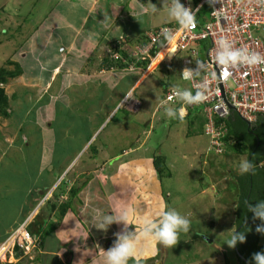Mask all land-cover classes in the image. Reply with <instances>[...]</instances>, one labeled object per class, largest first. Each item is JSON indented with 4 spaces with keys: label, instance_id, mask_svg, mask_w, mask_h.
Returning <instances> with one entry per match:
<instances>
[{
    "label": "rangeland",
    "instance_id": "374dc122",
    "mask_svg": "<svg viewBox=\"0 0 264 264\" xmlns=\"http://www.w3.org/2000/svg\"><path fill=\"white\" fill-rule=\"evenodd\" d=\"M11 1L0 0V68L13 70L15 63L22 74L4 86L9 117L0 118V232L3 231L0 244L3 236L5 239L15 229L12 222L27 217L33 210L17 206L25 195L21 192L19 196L20 188L26 192L34 184L31 193L38 196L36 202L50 193L33 217L40 219L38 210L39 215L44 213L50 203L49 220L56 225L63 222L65 227L61 228L69 240L84 242L83 235L78 236V241L76 238L80 229L66 231L68 206L63 216L59 215L60 206L77 203L82 198L110 211L100 192L95 190L94 180H101L106 172L111 175L115 170L137 168L139 160L150 159L148 175L153 158L160 155L165 159L166 171L158 181L154 168H150L154 178L148 189L159 188L163 192V204L156 208L155 201L147 195L146 209L138 197L136 204L140 208L136 212L149 214L150 208L152 213L175 208L182 215H190L191 230L181 233L180 242L172 249L153 242L143 256L133 258L129 264H136L137 260L139 264H225L226 255L230 264H237L233 249L225 243L231 235L228 232L234 228L237 189L232 176L239 174V163L246 155L210 152L209 137L201 132L202 119L184 118L181 122L168 118L157 100L163 99L165 90L173 86L191 89L189 82L180 78L183 60L190 56L173 48L158 63L151 64V70L143 73H146L144 80L131 91L134 81L142 77L139 66L133 72L99 68L101 60L112 53L113 42L126 41L125 53L135 62L140 57L143 36L147 38L153 29L173 22L162 11V0H151L160 12L153 14L149 10L144 17L129 19L135 22L146 19L147 26L140 24L142 33L117 41L109 38L114 27L100 24L104 15L101 19L92 15L89 21L95 20L94 25L82 28L74 21L71 25L70 21L79 17L68 16L60 4L54 9L56 4L51 6L41 0H16L17 4ZM113 15L110 18H117ZM121 16L125 18V14ZM256 36L264 41V30L260 28ZM128 92L132 93V99L125 98ZM194 113L202 117L199 111ZM127 161L132 164L123 166L121 162ZM38 169V176L37 173L34 176ZM81 185L79 193L72 196L70 191ZM127 189L130 190L126 192L134 193L131 187ZM119 190L123 197L124 186H119ZM134 200L131 201L135 203ZM72 213L76 221L84 223L76 211ZM34 219L27 228L30 233L35 232ZM75 220L70 218L66 224L73 226ZM7 222L9 225L5 227ZM111 237L115 240V235ZM40 250L31 251L17 264H41L37 263ZM47 262L44 256L43 264Z\"/></svg>",
    "mask_w": 264,
    "mask_h": 264
},
{
    "label": "built area",
    "instance_id": "2783aa9c",
    "mask_svg": "<svg viewBox=\"0 0 264 264\" xmlns=\"http://www.w3.org/2000/svg\"><path fill=\"white\" fill-rule=\"evenodd\" d=\"M183 4L196 11V28L190 32L178 31L177 23L172 22L153 29L147 34V45L140 46V57L135 58V60L143 61L146 57L148 58L153 45L163 37L162 30L167 28L175 32V40L171 46L165 42L155 56L150 58L147 69H141V76L164 49H168L165 57L171 53L173 48L185 51L190 58L186 56L183 60L184 68L195 69L197 62H203L207 65L206 75L212 80L211 95L201 105L185 106V116L195 109L203 115L205 119L203 134L209 137L208 150L215 155H222L224 153V145L221 141L222 129L221 125L218 124L228 119L231 111L237 113L249 124L254 123L257 117L264 119V65L255 68L233 69L225 76L223 70L214 61L216 41L221 35H226L236 47L246 46L250 50L264 55V41L256 36L260 28L264 30V4L258 3L257 0H217L216 3H213L212 0H199L195 5L192 0H183ZM112 57L122 60L119 53H113ZM135 63L133 62L124 70L128 72L139 70ZM213 76L215 77L214 80L212 79ZM188 82L194 91V82ZM171 89L165 90L163 99L172 95ZM168 104L176 108L180 107V103L174 95ZM49 196L50 193L44 196L42 200L40 199L36 209L15 227L0 244V250L3 249L2 254H0V256L3 255L0 264H17L22 261L23 257L29 256L31 251L36 248L39 249L38 237L30 233L27 228L34 216V211ZM20 253L22 256H19ZM7 256H9L10 261H7ZM27 264L33 263L28 262Z\"/></svg>",
    "mask_w": 264,
    "mask_h": 264
},
{
    "label": "clouds",
    "instance_id": "9594fccd",
    "mask_svg": "<svg viewBox=\"0 0 264 264\" xmlns=\"http://www.w3.org/2000/svg\"><path fill=\"white\" fill-rule=\"evenodd\" d=\"M212 2L216 3L217 0H212ZM257 2L264 4V0H257ZM162 4V11H166L168 17L177 23L178 31L190 32L196 28V11L190 7H186L181 3V0H162ZM149 10L153 14L161 11L155 4L151 3V0L147 3V7L144 8L146 12ZM104 16L105 19L100 24L107 28L110 25V17L107 15ZM162 33L166 44L171 46L176 38L175 32L165 28L162 30ZM214 52L215 64L223 70L225 76L233 69L241 67L255 68L264 65V55L250 50L246 46L236 47L233 41L226 35H221L217 39ZM196 64L197 67L195 69L185 67L180 76L184 81L194 82V91L189 88L173 86L171 89L172 95L168 96L167 99L157 98L159 105L164 109L165 115L168 118L183 122L186 115L185 106L201 105L211 95L212 80L206 75L207 65L203 62H197ZM212 79L214 80L215 77L213 76ZM173 95L180 103V107L178 108L168 104V101L173 98ZM131 96V92L125 94L126 99H132ZM258 168H264V161L257 162L254 159L250 160L248 158L240 161L238 170L240 175H255ZM37 204L38 202L33 210L36 209ZM243 205L248 212L252 213L254 220L262 222L257 225L256 232L264 234V200H257L255 203L245 200L243 201ZM23 218L25 219L26 217ZM136 218V210L130 206L113 210L107 214L96 213L93 215L92 226L98 230L107 232L113 224L123 226L122 231L115 233V242L112 247L108 250L100 248L103 253V264H129V261L133 258L143 256L153 242L163 248L172 249L180 242L181 233L187 234L191 230L190 215H182L175 208H165L157 212L156 218L143 216L138 224L135 222ZM32 222L33 220H31ZM133 226L135 228L134 232L130 231V227ZM247 231H251V229L238 232L234 227L228 232L231 235L225 244L229 248L235 249L238 244L246 242ZM19 256H22V253ZM252 260L255 264H264V252L254 253ZM19 263H22V261ZM136 264H139L138 260Z\"/></svg>",
    "mask_w": 264,
    "mask_h": 264
},
{
    "label": "crops",
    "instance_id": "0c3cea01",
    "mask_svg": "<svg viewBox=\"0 0 264 264\" xmlns=\"http://www.w3.org/2000/svg\"><path fill=\"white\" fill-rule=\"evenodd\" d=\"M13 1H14L13 4H17L16 0H13ZM41 1H43L44 3L48 2L51 6L56 4L54 9L56 8L57 4L62 5L65 9V12L67 11L66 13H68V16L75 14L77 15V17H79L78 19L80 20L78 23L76 22L78 20V19L76 20V18H74V20L72 21L70 20L69 21L71 23L74 21L76 25L82 28L83 27L88 28L91 24L94 25V23L96 22L95 20H93V22L89 21V17L92 19V15H94L95 17L99 16V19H101L100 18L101 15H107L111 17L113 13L114 14L113 16H116L117 18H113V17L110 18V24L112 27H114V29L111 31L112 33H111V36H109V38L116 40V41L119 40L121 37L122 38H126V37L133 38L137 34L142 33L141 31L142 28L140 24L142 25L145 24L146 26L148 25V22L146 21V19H144L142 22L141 21L135 22V21L129 20L131 18H137L140 16L144 17L147 14V12L144 11L147 0H145L144 2H138L136 0H41ZM72 10L77 11V12L73 13ZM123 14H125V18L121 16ZM104 19H105V16L101 20L104 21ZM74 22L71 25H73ZM131 23L134 26L130 27ZM168 23H165V24H168ZM67 24H68V20L66 22V25ZM103 34L104 33H102V35ZM136 80L134 81V84L129 88V90L130 89L133 90L144 79L142 76L140 79L137 78ZM107 119L108 118H106V120ZM137 141L139 140L136 138V142ZM149 160L150 159H147V161L139 160L137 163L139 164V166H137V168H135V166L134 167L131 166L129 168H126L125 170H120V171L115 170L113 174L111 175L107 174L106 172L100 177L101 180L96 179L98 182H95L96 180H94L93 186L95 190L100 192V195L102 196V199L104 200V204H106L108 208L109 207L111 208L110 211H106V209H104L101 204H100L101 206L98 205V203H95V205H91L90 202H85L84 199L82 198H80L79 199L80 201H77V203H71V205L68 206V209L65 213L66 218H65L64 223L66 225V229H67L66 231L70 232L72 230L80 229L78 234L75 233V235L77 234L76 235L77 241L80 240L78 239L79 238L78 236L83 235L85 237L84 242L78 241L76 243L75 239L69 240L68 237H66L67 232H64L61 228V227H65L64 225H62L63 222L61 224H57V227L54 230V232L50 236H47L45 238L43 242V246L41 247L42 250H40V253L38 255L39 259L37 263L43 264V257L46 256V259L49 260V262L47 263L49 264H103V253L100 250V248L104 250H108L110 247H112L115 240H113L114 238H112L111 236L115 235V233L117 232L122 231L123 226L113 224L112 226H110L107 232L98 230L94 226H92L93 215H95L96 213L107 214L108 212H111L113 210L126 207V206L133 207L135 210H137V207L138 209L140 208V206H137L136 204L138 197H141V200L144 202V207L147 209L146 206H147V203H149V202H146V201H149V199H147L146 197L147 195L148 196L150 195V198H152L155 201L156 208L160 207V204H163V202H161L162 191H160V189L157 187H154L153 189H148L152 186V182L154 178L151 175L152 174L151 169L153 170L152 166H149L150 171H149V174L146 175L148 172V167H147L148 163L150 165ZM129 162L130 161L121 162V163L123 166L126 167L132 164V162L130 163ZM141 163H144V166H142ZM38 171L39 169L37 170V172H35L34 176L36 175V173L38 176V173H39ZM157 180L160 181L158 178ZM34 183H36V181ZM33 186H30V188H28L26 192L22 191L23 187L20 188L19 194L23 192V194L25 195L22 197L23 201L21 202L19 201L17 203V206L20 204V207L26 206L27 209L34 208V206L37 203L36 201L38 200V196L34 197L33 193H31L32 192L31 188ZM119 186H124L125 195L123 197L121 196V191L119 190ZM127 186L131 187L132 191H134L133 194H131V192H126V190H130V189H127ZM37 190L39 191V194H42V191H40L41 190L40 188H38ZM90 193L92 194L93 190H90ZM132 199H135L134 200L135 203L131 201ZM78 204L80 205L79 207H77ZM98 207H101V209ZM77 208H79V210ZM151 209L152 208H150L149 210L150 211L149 214L148 212H145V211L140 212V214L136 212L137 213L136 220L138 218L141 219L142 214L144 216H150L152 218H156V212L152 213ZM39 211L37 214L41 218L39 219L38 217L37 219L36 217H34L36 218L34 219V222H35L34 225H37L39 223L44 224L46 222V217L50 216L49 214H47V210L44 211V213L43 212L40 213V215H39ZM72 211H76V215L79 218H81L85 224L82 222L80 224L79 220L76 221L74 218L76 216L73 215ZM51 216L49 217V219L51 218ZM0 217H1V214H0ZM70 218H73L76 222L73 226H68L66 224L67 220H69ZM9 222L4 224V226L5 227L8 226ZM17 222L19 223V220L16 221L15 223L12 222L13 224L11 225V227L13 228L16 227L18 224ZM136 223L138 224V222ZM5 227L3 228V230L5 229ZM0 228H1V225H0ZM36 229L37 227H35V230ZM130 229L131 230L133 229L132 231H135L134 226L130 227ZM2 232L3 231L1 230L0 233L2 234ZM263 238H264V234H263ZM3 239H4V236L1 241H3ZM262 244L264 243L262 242ZM66 247H68L67 250H64ZM68 249H71V250H68Z\"/></svg>",
    "mask_w": 264,
    "mask_h": 264
},
{
    "label": "trees",
    "instance_id": "16d2710c",
    "mask_svg": "<svg viewBox=\"0 0 264 264\" xmlns=\"http://www.w3.org/2000/svg\"><path fill=\"white\" fill-rule=\"evenodd\" d=\"M199 2V0H192V3L195 5ZM158 28V27H157ZM156 29V28H155ZM143 42L140 44L142 46L147 45L148 40L145 36H143ZM165 44L164 37L161 38L159 42L153 45L152 49L149 51V57L145 60H138L135 63V66H139L142 70L147 69L150 64V58H153L155 54L162 48ZM115 46V48H114ZM126 41H117L113 42L110 45L112 48V53L101 60L99 64V68H105L107 70L111 69H125L131 63H133V59L131 56L125 53ZM113 53H119L121 59H114L112 57ZM13 70H6L0 68V118H8V98L5 94L4 86L8 83L9 80H13L22 74L20 67L13 63ZM196 109L189 112V114L185 117L187 119L192 120H200L201 122V132L203 134L205 119L203 115L202 117H197ZM218 125H221L222 129V138L221 141L224 145V153L227 151H231L235 154H242L243 152L246 155V159H254L257 162L264 161V119L261 117H257L254 123L249 124L247 121L242 119L237 113L231 111L228 119L219 122ZM89 139V138H87ZM86 140L84 143H86ZM153 168L158 176V179L162 178L164 171H166L165 159L163 156H156L153 158ZM169 177L170 174L167 173ZM232 180L236 185L237 189V199L236 205L234 208V227L238 232L246 231V229H251V231L246 232V242L242 244H238L236 246L238 255L234 251L235 261L237 264H255L252 260L253 254L257 252H264V238L263 234L256 232L257 225L262 222L259 220H254L252 213L248 212L243 205V201L248 200L249 202L255 203L257 200H264V168H258L255 175H233ZM62 188L61 185H59ZM58 186V189H60ZM83 185L79 186L75 190H71L70 194L72 196H76L81 190ZM163 194V192H162ZM20 196V194H19ZM56 197L54 198V201ZM70 204L63 203L60 206V216H63L66 211L67 206ZM50 207V203H48L47 208ZM68 209V208H67ZM54 212V211H52ZM54 213H57L55 211ZM51 216V215H50ZM49 216V217H50ZM49 217H46V222L44 224H37V229L35 230V234L38 237L39 248L43 246V242L47 236H50L57 225L49 221ZM24 218L21 217L19 222ZM18 223V222H17ZM225 264H230L228 256H225Z\"/></svg>",
    "mask_w": 264,
    "mask_h": 264
},
{
    "label": "bare ground",
    "instance_id": "6f19581e",
    "mask_svg": "<svg viewBox=\"0 0 264 264\" xmlns=\"http://www.w3.org/2000/svg\"><path fill=\"white\" fill-rule=\"evenodd\" d=\"M165 51L167 52L168 49H164V50L160 53V55L158 56V58H157L155 61H153V63H155V62L158 63L160 60H162V59L165 57V53H166ZM164 52H165V53H164ZM163 53H164V54H163ZM153 63H152V64H153ZM151 66H152V65H151ZM151 66L149 67V69H148L146 72H149V71L151 70ZM145 74H146V73H145ZM145 74H144V75H145ZM144 75H143V76H144Z\"/></svg>",
    "mask_w": 264,
    "mask_h": 264
},
{
    "label": "water",
    "instance_id": "95a60500",
    "mask_svg": "<svg viewBox=\"0 0 264 264\" xmlns=\"http://www.w3.org/2000/svg\"><path fill=\"white\" fill-rule=\"evenodd\" d=\"M90 142H91V141H90ZM234 250H235L236 254L238 255L237 249L235 248Z\"/></svg>",
    "mask_w": 264,
    "mask_h": 264
}]
</instances>
